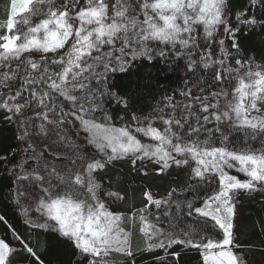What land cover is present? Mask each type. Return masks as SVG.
<instances>
[{"label":"snow or ice","instance_id":"obj_1","mask_svg":"<svg viewBox=\"0 0 264 264\" xmlns=\"http://www.w3.org/2000/svg\"><path fill=\"white\" fill-rule=\"evenodd\" d=\"M257 6L264 9V0H249L233 21L230 0H7L0 114L21 129L16 140L25 158L10 171L16 182H27L14 190L18 204L28 201L24 223L70 241L87 264H110L113 254L133 257L134 233L145 250H163L159 264L169 256L178 264L181 252H169L175 246L199 252L202 264H246L236 251L235 197L264 190V64L234 54L242 27H264V18L250 14ZM156 59L183 61L195 88L181 90L180 100L162 97L148 115L133 114L124 126L112 125L106 105L127 109L129 100L111 90L110 77ZM69 127L87 133L96 151L57 167L44 153L67 157L47 144L38 152L33 140L55 131L68 143ZM117 161L144 177L187 168L196 182L190 188L215 189L197 204L179 200L175 188L166 195L146 188L143 207L113 210L126 197L111 184L105 188L98 174ZM30 162L35 167L28 170ZM33 205L35 219L28 216ZM12 235L19 248L0 238V264H13L18 253L44 264L22 234L12 229Z\"/></svg>","mask_w":264,"mask_h":264},{"label":"trees","instance_id":"obj_2","mask_svg":"<svg viewBox=\"0 0 264 264\" xmlns=\"http://www.w3.org/2000/svg\"><path fill=\"white\" fill-rule=\"evenodd\" d=\"M7 0H0V22L5 18L3 5ZM249 0H230L231 18L235 13L248 9ZM250 14L257 18H264V9L257 6L251 9ZM240 52L234 54L235 59H251L253 63L264 64V27H242L237 34ZM230 46L231 41H228ZM233 60V62H234ZM182 61L175 64L156 59L152 63L146 60L135 62L126 72H117L110 77L109 87L112 91L129 100L127 109L115 102L106 105L109 115L113 120L128 119L133 114L137 116L148 115L162 97L174 96L184 81L192 79L190 74H185L180 67ZM17 123L7 122L0 114V156H7L8 162H0V216L5 218L0 221L2 238L8 240L13 246L19 248V243L12 235V229L22 234L23 238L40 255L44 264H87L74 248L70 241L58 237L51 232L30 229L19 211V206L13 197L14 175L10 168L15 164L20 152ZM238 139H236L237 142ZM98 179L108 187L125 195L126 199L115 206L117 211L127 212L133 207H143V192L150 188L157 195H166L172 188L177 189L179 200L194 201L201 199L212 189L208 185L190 188L196 182L189 179V170L171 169L168 174L144 177L139 171H133L132 166L126 161H117L105 171L98 174ZM237 217L234 222L236 243L241 247L236 251L241 255L246 264H264V196L261 193L243 191L236 195ZM135 255L131 258L113 254L110 264H159L157 257H163V250L147 251L141 239L135 237ZM169 252H181L178 264H202L200 253L184 249L179 246ZM30 264L23 254L18 253L13 258V264ZM166 264H177L169 256Z\"/></svg>","mask_w":264,"mask_h":264},{"label":"rangeland","instance_id":"obj_3","mask_svg":"<svg viewBox=\"0 0 264 264\" xmlns=\"http://www.w3.org/2000/svg\"><path fill=\"white\" fill-rule=\"evenodd\" d=\"M227 43H228V41H227ZM180 67L182 68V71L186 74V72L184 71V67H183V61H182V65ZM188 80L189 81H184L182 87L177 90V92L174 95L175 99H177V100L182 99V97L179 96V92L181 90H183L185 88H195V78L188 79ZM129 121H130V118H128V119H118L116 121L111 119L110 123L112 125L116 126V127H121V126H124ZM20 131H21V129L18 128V135L20 134ZM65 132H66V135H67V139L69 141L68 143L62 142L60 140V138H59V135H57V133L55 131L49 132L48 138H46V139L43 138V137L34 138L33 142L36 144L37 151L38 152L41 151L42 150V145L47 144L49 146V150L50 151L58 152L62 156H66L67 159L53 160V158L49 155V153L47 151L44 153V158L52 161L53 163H55L57 165V167H59L61 165H67L68 167H72L70 161L72 159H75L76 156L79 155V154H87V155L95 154L96 150H95L94 146L89 144V143H87V141H86L87 133H85L82 129L69 127V128H67L65 130ZM61 134H64V133H61ZM237 139L238 140H237L236 143H237L238 146H240L242 144L243 138L240 137V138H237ZM251 146L255 147V148H259L260 144H259V142H255ZM21 147H23V146L19 145L18 150ZM19 152H20V155H19V159H18L17 162L22 161L25 158L24 157V153L22 151H20V150H19ZM28 155H33V153L30 152ZM77 164H79V161H77ZM12 167L10 169H12ZM27 167H28V170H31L32 168L35 167V165L30 162ZM229 171L231 172V174L238 176V178H240L241 180H244V179L247 178V177H245L243 175V173L236 172L235 170H229ZM10 172L12 173V175H14L12 171H10ZM14 177H15V175H14ZM19 185L26 186L27 182L26 181L16 182V177H15L13 190H15ZM105 188H107V187H105ZM214 189H215V184H213L212 189L209 190V192L204 197H206L208 194H210L211 191L214 190ZM240 192H243V190H241ZM240 192H238V193H240ZM256 192L261 193L264 196V190L256 191ZM256 192H252V193H256ZM13 197H14V200L16 202L14 192H13ZM236 197H235V213H236V215H235V218H234V222H235L236 217H237ZM120 202L121 201H119L116 204L112 205V209L116 210L115 206L117 204H119ZM18 206H19V211H20L21 215L25 219V215H24L22 209L28 207V201L25 200V199H21L19 204H18ZM28 216L32 217L33 219H35L37 216H39V213L35 211V205H33L32 208L29 210ZM126 230H127V228H126ZM234 235H235V232H234ZM135 237L141 239V241L143 243V247L146 248V245H145V242H144L143 238L138 233H134L133 239H132L133 251L137 248L135 243H134ZM0 238H2L1 231H0ZM117 255H120V254H117Z\"/></svg>","mask_w":264,"mask_h":264},{"label":"flooded vegetation","instance_id":"obj_4","mask_svg":"<svg viewBox=\"0 0 264 264\" xmlns=\"http://www.w3.org/2000/svg\"><path fill=\"white\" fill-rule=\"evenodd\" d=\"M0 228H1V226H0ZM16 264V263H15ZM17 264H23V263H17Z\"/></svg>","mask_w":264,"mask_h":264}]
</instances>
